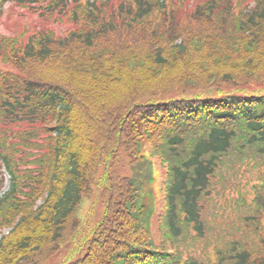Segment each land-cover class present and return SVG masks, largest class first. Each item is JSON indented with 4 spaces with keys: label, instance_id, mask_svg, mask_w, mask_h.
<instances>
[{
    "label": "trees",
    "instance_id": "1",
    "mask_svg": "<svg viewBox=\"0 0 264 264\" xmlns=\"http://www.w3.org/2000/svg\"><path fill=\"white\" fill-rule=\"evenodd\" d=\"M6 5L37 21L0 31V264L57 257L96 187L67 264H264V0Z\"/></svg>",
    "mask_w": 264,
    "mask_h": 264
},
{
    "label": "rangeland",
    "instance_id": "2",
    "mask_svg": "<svg viewBox=\"0 0 264 264\" xmlns=\"http://www.w3.org/2000/svg\"><path fill=\"white\" fill-rule=\"evenodd\" d=\"M2 19L0 20V31L4 34L14 36L17 34L22 24L29 25L31 21H37V17L27 14L21 8H17L13 5H6L3 8ZM35 24V23H34ZM36 25V24H35ZM144 156L147 157L151 153V148L144 142L143 149ZM119 164L115 169V172L119 176H126L130 174V169L128 167V158L127 153H123L119 158ZM107 162L103 160L99 172L98 180L101 181L105 174H108ZM164 170L159 168L156 169L155 176V195L158 197L159 205L158 212H163V203L165 202V184H164ZM104 188L96 187L94 190L93 196L84 200L82 207L79 210V218L84 221V229L76 240H74L69 245L63 247L61 253L50 260L46 264H67L80 258L81 254L79 253L82 243L88 238L91 230L96 226L97 222L101 217V213L104 207L105 199L103 198Z\"/></svg>",
    "mask_w": 264,
    "mask_h": 264
}]
</instances>
